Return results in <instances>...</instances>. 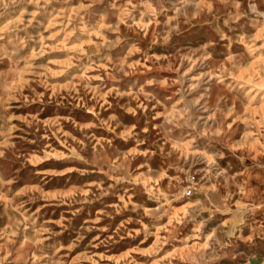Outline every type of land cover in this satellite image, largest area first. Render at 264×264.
Returning a JSON list of instances; mask_svg holds the SVG:
<instances>
[{
    "label": "clouds",
    "instance_id": "1",
    "mask_svg": "<svg viewBox=\"0 0 264 264\" xmlns=\"http://www.w3.org/2000/svg\"><path fill=\"white\" fill-rule=\"evenodd\" d=\"M0 264H264V0H0Z\"/></svg>",
    "mask_w": 264,
    "mask_h": 264
}]
</instances>
